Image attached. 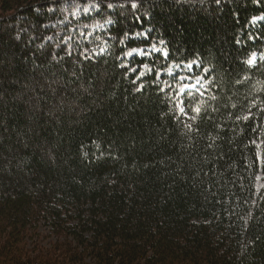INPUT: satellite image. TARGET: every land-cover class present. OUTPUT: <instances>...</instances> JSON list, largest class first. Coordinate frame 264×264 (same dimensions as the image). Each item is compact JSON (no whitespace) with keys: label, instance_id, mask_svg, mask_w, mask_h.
<instances>
[{"label":"trees","instance_id":"trees-1","mask_svg":"<svg viewBox=\"0 0 264 264\" xmlns=\"http://www.w3.org/2000/svg\"><path fill=\"white\" fill-rule=\"evenodd\" d=\"M262 55L264 0H0V264H264Z\"/></svg>","mask_w":264,"mask_h":264},{"label":"rangeland","instance_id":"rangeland-1","mask_svg":"<svg viewBox=\"0 0 264 264\" xmlns=\"http://www.w3.org/2000/svg\"><path fill=\"white\" fill-rule=\"evenodd\" d=\"M182 1H186V0H182ZM157 51H159V49L156 46H153L152 48H149L148 50L137 51V52H135V54H137L139 56H143V55L149 54L150 52H157ZM253 58H254L253 62L255 61V63H256L258 60L264 59V55L259 56V57H253ZM169 72H171V73H169L170 75L174 76V79H178L179 83H181V86L178 89V95L176 97V103H177V110H178L179 114L182 115L180 112V109L184 108L186 111L185 101H188V99L193 96L192 93L194 91L184 89L182 86L183 81L181 79L188 76L189 73H191V76L189 77V79L193 80V82L201 81L202 77L195 74L191 65L186 67L181 72V74L176 75V76H175L176 73L174 71H169ZM202 87H204L203 82H202ZM186 91L189 92L188 95L184 94ZM255 145L257 147L258 159H259V163H260V172L257 176V194L259 195L264 189V142H263V140H257V141H255ZM41 241H43L44 244L49 242V240H47L45 238H42L40 240V242Z\"/></svg>","mask_w":264,"mask_h":264},{"label":"snow or ice","instance_id":"snow-or-ice-1","mask_svg":"<svg viewBox=\"0 0 264 264\" xmlns=\"http://www.w3.org/2000/svg\"><path fill=\"white\" fill-rule=\"evenodd\" d=\"M251 64V62H249ZM195 65H192V69L193 71L195 70ZM171 73V72H169ZM159 75V79H160V74ZM191 76V73L188 74V76L182 78L181 80L183 81V88L186 89V90H191V91H194L196 92L198 95H204L205 94V91L204 90V87H202V80L203 79H206V77L204 78H201V81H195L193 82V80L189 79V77ZM159 79L157 81H159ZM210 87V85H209ZM164 90L161 89V92H163ZM185 95H188L189 92L186 91L184 93ZM257 109L259 108V105H256L255 106ZM192 111H195L196 113H200V109L199 108H195V109H189L187 112L185 111L184 108H181L180 109V112L182 114L183 117H186L187 119L191 120V119H194V117L190 114ZM262 112H264V110H262ZM204 115H207V112L204 113Z\"/></svg>","mask_w":264,"mask_h":264}]
</instances>
